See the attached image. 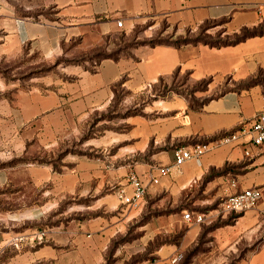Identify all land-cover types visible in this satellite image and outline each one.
<instances>
[{
    "label": "crops",
    "instance_id": "0c3cea01",
    "mask_svg": "<svg viewBox=\"0 0 264 264\" xmlns=\"http://www.w3.org/2000/svg\"><path fill=\"white\" fill-rule=\"evenodd\" d=\"M219 22L234 33L262 26L264 0H0V60L15 59L23 50L48 60L95 53L60 73L65 79L51 78L48 94L39 104L34 101L35 111L50 112L60 125L74 128L91 113L105 111L117 85L138 94L160 83L205 82L193 93L192 106L177 87L170 98L147 105L151 118L131 121L134 144L128 153H148L146 161L132 166L146 185L137 210L120 209L124 205L103 192L121 182L126 170L75 159L51 173L54 190L98 196L97 204L112 215L81 230L45 232L41 241L30 240L33 233L27 239L32 249L3 264H26L27 255L42 264H103L111 242L120 237L114 264L134 256L143 258L133 264H264V204L243 214L226 213L221 206L231 194L264 186V145L254 146L245 136L205 153L199 163L185 162L178 173L160 177L157 171L172 165L176 148L233 130L262 109L264 35L220 48L148 44ZM25 96L18 90V106ZM3 105L8 108V101ZM149 176L158 184H150ZM186 212L189 221L183 219ZM198 214L201 223L195 222ZM142 219V226L127 233ZM19 237L0 232V254L18 247Z\"/></svg>",
    "mask_w": 264,
    "mask_h": 264
},
{
    "label": "rangeland",
    "instance_id": "374dc122",
    "mask_svg": "<svg viewBox=\"0 0 264 264\" xmlns=\"http://www.w3.org/2000/svg\"><path fill=\"white\" fill-rule=\"evenodd\" d=\"M238 34L228 31L219 22L204 25L176 40L167 37L156 40H200L215 45L221 41H233L234 35ZM66 50L71 49L67 47ZM94 54L79 52L75 56L48 60L23 50L15 59L0 60V232L7 231L11 236H20L15 239L18 247L11 246L8 252L0 254V264L6 261L11 263L17 256L29 252L32 248L27 239L33 233L81 230L82 226L98 223L100 219L111 216V212L97 204L100 199L98 196L79 197L56 192L51 180H48L51 173L62 171V167L75 159L99 163L105 170H126L120 184L103 191L106 195H114L119 201L117 193L128 187L126 177L132 172V166L136 162L146 161L148 155L147 152L139 151L128 153L134 144L130 134L135 124L131 121L137 119L144 122L148 116L151 118L154 113L146 111L147 105L153 100L170 98L169 92L176 91L177 87H182L183 98L192 106L197 102L193 93L205 87V82L191 85L183 79L180 84L167 87L160 83L155 87H146L138 94H131L117 85L107 109L91 113L74 128L67 126L66 122L60 125L48 111L34 110V101L39 104L41 98L50 91L51 78L53 81L55 78L65 79L60 73L67 67L82 64L89 55ZM18 90L26 94L22 106L17 104ZM3 101H8L9 109L3 105ZM43 178L45 180L41 184H36ZM122 207L127 209L126 206H119L120 209ZM143 221L130 225L127 233L134 232L143 225ZM122 241L120 237L111 242L103 264L115 263L114 253ZM258 242L252 246L253 249ZM141 258L130 257L124 264H133ZM26 264L42 262L27 255Z\"/></svg>",
    "mask_w": 264,
    "mask_h": 264
},
{
    "label": "built area",
    "instance_id": "2783aa9c",
    "mask_svg": "<svg viewBox=\"0 0 264 264\" xmlns=\"http://www.w3.org/2000/svg\"><path fill=\"white\" fill-rule=\"evenodd\" d=\"M121 22L117 21V26L121 27ZM262 109L248 123H243L237 128L227 131L212 138L208 141L193 143L188 146L178 147L173 151V162L170 166L159 167L157 169L160 177L170 176L172 172H179L181 165L187 161H195L199 163V159L205 153L217 149L224 145L236 143L242 137L248 136L254 146L264 145V93L261 94ZM126 183L130 187V193L122 188L117 193V198L121 204L136 209L146 194V185L134 173H129L126 177ZM149 183L158 184V178L149 176ZM264 204V186L259 188L247 189L239 193L227 196L222 202V210L229 214H243L249 210L256 208L258 205ZM183 219L189 221L191 216L188 212L183 214ZM203 215L198 214L195 222L201 223ZM45 236V231L36 232L31 236L32 241H41ZM178 256L173 261L180 260Z\"/></svg>",
    "mask_w": 264,
    "mask_h": 264
},
{
    "label": "trees",
    "instance_id": "16d2710c",
    "mask_svg": "<svg viewBox=\"0 0 264 264\" xmlns=\"http://www.w3.org/2000/svg\"><path fill=\"white\" fill-rule=\"evenodd\" d=\"M264 35V31L262 30V26H258L252 29H247V28H243L239 31L238 35H234V39L233 41H221L218 44H210V43H206V42H201L200 40H196V41H189L187 39H184L182 41H176V42H166V41H157L156 39L148 42L149 45H160V44H165V45H171L174 47H179L182 45H186V44H197V43H201L203 45H207L209 47H214V48H220V47H225V46H231V45H235L238 44L240 42H243L244 40L248 39V38H252V37H256V36H263ZM252 83V82H251Z\"/></svg>",
    "mask_w": 264,
    "mask_h": 264
}]
</instances>
